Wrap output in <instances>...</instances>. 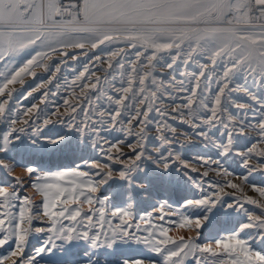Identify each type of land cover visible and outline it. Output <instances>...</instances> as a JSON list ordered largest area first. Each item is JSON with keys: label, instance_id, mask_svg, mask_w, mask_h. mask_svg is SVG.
I'll use <instances>...</instances> for the list:
<instances>
[{"label": "snow or ice", "instance_id": "6c2138e0", "mask_svg": "<svg viewBox=\"0 0 264 264\" xmlns=\"http://www.w3.org/2000/svg\"><path fill=\"white\" fill-rule=\"evenodd\" d=\"M61 87L51 112L14 106ZM0 126V264H264V203L225 191L264 177V0H0ZM198 144L203 172L182 155ZM221 214L235 226L201 242Z\"/></svg>", "mask_w": 264, "mask_h": 264}, {"label": "rangeland", "instance_id": "374dc122", "mask_svg": "<svg viewBox=\"0 0 264 264\" xmlns=\"http://www.w3.org/2000/svg\"><path fill=\"white\" fill-rule=\"evenodd\" d=\"M56 58L54 57V60ZM85 61L83 59L79 60V61H70L68 65H61V72L59 73H55V76L57 77L56 81H54V83H59L61 85H64L65 82H70L75 75L77 74V72L82 70V65ZM48 63H53L52 61H49ZM181 69L179 68V66L177 67V74L179 73ZM189 70H195V65H190L189 66ZM38 76L35 80H33L32 78H28L26 85H25V89H30L31 87L41 83V81H46V79L48 78V73L45 72L44 69L42 68H37L36 69ZM161 72L164 73V78L167 79L168 78V73L166 70L161 69ZM100 75H103V73H100ZM239 83H243V80H239ZM247 86L253 90L256 91L258 94L260 92V90L257 87V82H254L252 79H249L247 81ZM51 86L48 83H44L43 84V88L41 89V91L43 90H47L49 89ZM212 87H215V85H212ZM17 88H20L19 85H17ZM25 89H21V91L23 92ZM52 91H55V89H52ZM67 96L69 99H71V93L66 91L64 89V87H61L60 89V94L58 96H53L50 95L47 102L43 101L41 98V94L40 92H35L33 93V96L28 97L26 100L23 99L21 97V99L17 102L14 101V106L15 107H23L24 105H31L33 103L38 104L39 107L46 111V112H51L52 110H54L57 106H59L60 104H62L63 102V98ZM234 99L241 101V102H248L247 101V97L244 96L243 93H234L233 94ZM62 110V109H61ZM255 121L253 120V123ZM169 123L173 124L174 126L178 127V130H183V131H189V129L187 128L186 125H182L179 124L178 121L175 120H169ZM4 131L3 127L0 126V133H2ZM110 139L112 137H109ZM131 139V138H129ZM251 143L255 144L257 143L259 137L256 136L255 133L251 134ZM259 147H264V144H260ZM127 150V149H126ZM182 155L189 161L190 167H196L199 172H203L205 169V167L201 166V162L197 159V157L199 156H213L215 157V149L211 148V146L205 148L203 145H196L194 147H190L188 149H184L182 150ZM256 160L254 159L251 163L255 164ZM226 166L229 167V169L233 172H235L237 175H239L240 177H243L244 175L247 174V170L244 169L242 163H241V159L238 156H233L231 157L227 163ZM194 179H199V175L197 173H192ZM207 179H221L220 177H214L213 174L210 173V176ZM262 180H264V177H262L261 173H254L252 176H249V182L247 184L244 185V192L243 193H239V192H235V190L232 189H225L226 192H230L232 193V197H226L227 199H234V198H240L242 201L244 199V197H251L261 203H264V197H260L259 193L254 191L251 187L252 184H261ZM234 182L236 183H241V180H234ZM114 187L111 188H107L105 190H102L105 194L107 195H112L114 197L113 199V203H119V198L116 195L115 191H114ZM31 194V193H29ZM37 200H39V197H36ZM262 200V201H261ZM245 207L248 208L250 211H254L257 214H259V209L256 208L255 205H251V204H245ZM151 210V209H149ZM234 216H237V214H233ZM237 218L239 219L240 222H247L246 217L244 216L243 213L238 214ZM235 226V221L234 220H230L228 217L224 216L223 214H221L212 224L207 225L204 229L201 230V242H210V238L211 236L215 235L216 232H219L220 235H225L226 233L222 230V229H231L232 227ZM246 233H251L252 235L256 234V230L255 229H248L246 230ZM171 235L173 236H179V235H194L193 232L187 231L186 229H182V228H175L171 233ZM254 247L257 250H261V244L259 242V240H256L254 242ZM8 247L5 246L4 248H0V256L3 255H7L8 254ZM6 264H10L9 262H6Z\"/></svg>", "mask_w": 264, "mask_h": 264}, {"label": "bare ground", "instance_id": "6f19581e", "mask_svg": "<svg viewBox=\"0 0 264 264\" xmlns=\"http://www.w3.org/2000/svg\"><path fill=\"white\" fill-rule=\"evenodd\" d=\"M126 150V149H125ZM256 162V161H255ZM264 200V199H263ZM262 201V200H261Z\"/></svg>", "mask_w": 264, "mask_h": 264}]
</instances>
